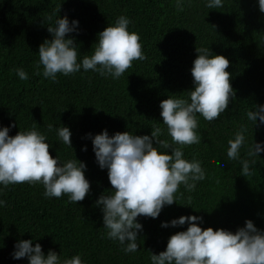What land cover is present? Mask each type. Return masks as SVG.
I'll use <instances>...</instances> for the list:
<instances>
[{"label":"trees","instance_id":"trees-1","mask_svg":"<svg viewBox=\"0 0 264 264\" xmlns=\"http://www.w3.org/2000/svg\"><path fill=\"white\" fill-rule=\"evenodd\" d=\"M121 15L130 19L129 30L140 36L147 59L134 61L119 79L83 69L70 76L58 74L55 82L35 74L39 47L52 39L48 27H54L59 16H67L70 23L79 21L78 29L66 38L74 39L82 59L91 55L98 33ZM200 47L229 60L235 93L216 120L198 117L201 143L184 147L186 158L197 154L207 178L192 192L181 185L177 202L165 205L157 218L138 216L139 249L125 253L118 241L106 237L96 201L114 189L108 170L96 162L87 134L106 129L109 136L124 131L151 135L156 125L165 129L162 138L170 140L159 105L169 96L186 97L194 89L191 68ZM17 68H23L29 79L20 80ZM261 104L264 13L258 0H225L221 9H207L204 0H186L180 12L175 0H0V127L14 124L10 136L32 127L45 133L50 154L61 161L84 162L90 182L88 194L76 204L67 196L45 198L39 183L9 185L0 192L6 202L0 207V264H29L27 257L12 256L21 240L39 243L45 255L49 250L62 259L80 254L84 264H150L151 253L158 255L171 235L187 230V223L170 225L182 215L202 217V229L235 233L250 219L264 231V151L249 158L256 163L247 177L241 174L240 162L227 157V141L242 124L248 127V144L264 142V125L252 126L246 118ZM49 124L70 129L73 149L59 142L55 131H48ZM84 146L86 151L81 150ZM161 151L171 154L172 149ZM245 153L246 148L241 156L248 158ZM189 200L191 205H186ZM162 222L170 226L162 227Z\"/></svg>","mask_w":264,"mask_h":264},{"label":"clouds","instance_id":"clouds-1","mask_svg":"<svg viewBox=\"0 0 264 264\" xmlns=\"http://www.w3.org/2000/svg\"><path fill=\"white\" fill-rule=\"evenodd\" d=\"M186 0H175L178 12L184 10ZM207 9H221L225 0H204ZM260 12L264 13V0H258ZM131 21L125 16L117 17L98 33L91 55L78 59L77 46L66 34L78 29L79 21L69 22L67 16L58 17L54 27H48L51 40H45L39 47L35 74L55 82L58 74L70 76L83 71H93L101 77L119 79L134 61L147 59L138 33L129 30ZM199 55L193 61L191 74L194 89L186 97L169 96L160 102L161 116L165 129L153 125L151 135H135L129 131L109 136L105 129L92 136L96 162L101 169L108 170L113 191L101 195L96 204L101 207L106 237L118 241L125 253L138 251V230L142 224L140 215L157 218L165 205L177 202L176 193L183 185L192 192L198 182L207 178L202 161L193 153L185 157L184 147L199 145L198 117L212 122L228 108L235 93L227 71L229 60L223 55L213 54L209 47L197 48ZM42 68V72H41ZM20 80H28L23 68L15 69ZM252 126L264 125V104L255 106L246 113ZM259 121V124L257 123ZM14 124L0 127V192L9 185L29 183L41 184L45 198L67 196L68 201H82L90 190L85 177L86 164L76 159L61 161L49 152L50 144L45 133L32 127L9 135ZM57 139L72 148L71 131L67 126L54 128ZM248 127L242 124L227 141L229 161L238 160L241 174H252L254 158L264 151V142L247 143ZM154 143L156 146H154ZM171 148V154L161 149ZM246 148L244 158L241 150ZM73 149V148H72ZM86 151L87 147L81 149ZM219 182V181H218ZM186 205H191L189 202ZM6 202L0 199V207ZM199 222V223H197ZM203 218L196 215L180 216L170 221L171 226H189L170 236L166 249L158 255L151 253L150 264H264V231L258 230L252 220L235 233L199 225ZM162 222V227H169ZM14 259L27 257L29 264H84L80 254L61 258L55 251L47 255L42 246L31 240H21L14 245Z\"/></svg>","mask_w":264,"mask_h":264}]
</instances>
